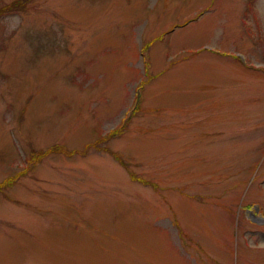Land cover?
Here are the masks:
<instances>
[{
	"label": "rangeland",
	"instance_id": "1",
	"mask_svg": "<svg viewBox=\"0 0 264 264\" xmlns=\"http://www.w3.org/2000/svg\"><path fill=\"white\" fill-rule=\"evenodd\" d=\"M26 1L0 16V264H264V0Z\"/></svg>",
	"mask_w": 264,
	"mask_h": 264
},
{
	"label": "trees",
	"instance_id": "2",
	"mask_svg": "<svg viewBox=\"0 0 264 264\" xmlns=\"http://www.w3.org/2000/svg\"><path fill=\"white\" fill-rule=\"evenodd\" d=\"M26 2H27L26 0H13L9 3H5L4 5L1 4L0 5V16L5 12L16 11V10H20L21 8H24L26 6ZM138 106L139 105L137 104L136 108H138ZM118 132H119L118 129H113V130L109 131V134L111 136H114V135H117ZM101 148L103 151H108L107 147H105V146H102ZM59 149H60V146L52 145V146L48 147L46 150H38V151L35 150V151H33V152H35L34 154H32L35 156V160H36L35 163L42 160L44 157H46L48 154H50V152H54V151L59 150ZM111 154L114 156L115 159H118L121 162H123L117 154H115V153H111ZM20 176L21 175H19L18 173H15L14 175L7 176L3 181L0 182V187L12 186L20 178ZM132 178H134V180H139V182H142L144 184L147 183L146 180H144L140 177H137L133 174H132Z\"/></svg>",
	"mask_w": 264,
	"mask_h": 264
}]
</instances>
